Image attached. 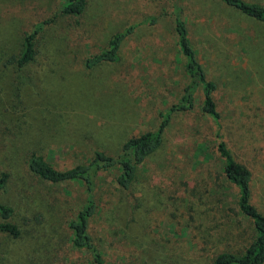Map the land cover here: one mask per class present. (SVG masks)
I'll return each instance as SVG.
<instances>
[{
	"label": "rangeland",
	"instance_id": "374dc122",
	"mask_svg": "<svg viewBox=\"0 0 264 264\" xmlns=\"http://www.w3.org/2000/svg\"><path fill=\"white\" fill-rule=\"evenodd\" d=\"M165 1L87 0L82 16H63L59 0H0V175L8 174L0 204L16 209L23 230L16 239L0 235V264H62L71 254L65 221L85 203L84 187L36 178L27 168L31 153L57 169L84 164L95 150L116 154L129 137L156 128L158 112L181 97L187 75L169 15L140 25L118 61L84 65L115 32L161 12ZM181 2L227 134L238 138L235 157L252 171L251 201L264 214V22L221 0ZM42 22L33 59L7 63ZM200 104L201 97L172 116L129 190L115 183L117 170L97 180L90 231L109 264H213L218 253L253 240Z\"/></svg>",
	"mask_w": 264,
	"mask_h": 264
},
{
	"label": "trees",
	"instance_id": "16d2710c",
	"mask_svg": "<svg viewBox=\"0 0 264 264\" xmlns=\"http://www.w3.org/2000/svg\"><path fill=\"white\" fill-rule=\"evenodd\" d=\"M226 5L240 10L251 18L264 22V3L247 0H221ZM87 7V0H59L58 12L63 16H82ZM184 8L181 0H166L161 12L151 13L136 23H131L124 29L115 32L108 40L104 49L89 55L84 65L91 68L103 62H115L121 57L124 44L137 36V28L143 23L156 26L162 15H169L173 20L178 54L183 59V69L187 82L179 100L166 110H161L159 123L156 128L139 135L131 136L122 144L116 154H107L95 150L93 157L84 164H78L67 169L53 167L43 157L31 153L27 168L33 176L48 185L59 183H74L84 187L85 203L72 212L65 221L70 232L69 245L71 254L61 260L62 264H109L106 254L95 243L90 231V221L98 209V185L100 176L117 170L115 183L122 190H129L136 170L148 156L158 149L162 142L163 133L175 113L191 111L196 101L201 97L200 110L210 117L216 127L217 151L223 159L222 172L228 181L238 189L237 206L253 224L254 238L242 251H223L218 253L213 264H264V214L251 201V169L238 161L234 150L239 143L237 136H228V126L217 102L214 91L216 84L205 77L198 60L197 51L190 39V32L183 16ZM158 15H154V14ZM44 23L35 26L31 32L23 35L22 49L18 55L10 56L6 61L17 66H23L35 55V36L42 30ZM148 35L146 36V38ZM231 129H240L234 124ZM230 129V131H231ZM8 180V174L0 175V190ZM16 209L11 205L0 204V235L9 238H20L23 230L15 220ZM43 218L37 214L34 219ZM112 264H130L114 260Z\"/></svg>",
	"mask_w": 264,
	"mask_h": 264
}]
</instances>
